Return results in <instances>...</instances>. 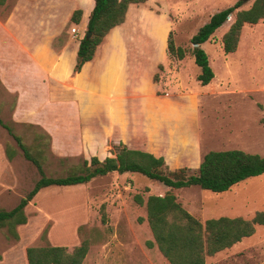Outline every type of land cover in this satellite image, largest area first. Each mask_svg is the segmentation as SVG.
Instances as JSON below:
<instances>
[{"label": "rangeland", "instance_id": "1", "mask_svg": "<svg viewBox=\"0 0 264 264\" xmlns=\"http://www.w3.org/2000/svg\"><path fill=\"white\" fill-rule=\"evenodd\" d=\"M235 1L147 0L138 7V16L133 20H146L144 12H150L158 20H170L174 44L185 49L186 55L180 60L166 53V61L158 64L153 81L158 94L178 91L180 85L183 88L179 91L188 88L199 92V115L193 131L198 136L195 140L200 153L241 149L264 156V19L242 27L234 52L225 53L221 42L236 11L248 8L254 0H243L201 44L214 73L208 84L197 82L200 69L190 52V39L197 29L214 12ZM16 2L7 0L5 6H0V24ZM27 2L30 6L38 4L37 0ZM72 28L76 33H72ZM84 33L85 30L71 25L58 41L69 34L79 40ZM8 46L5 29L0 25V119L25 144L43 148L42 166L46 175H65L92 156L99 159L113 156L119 144L113 136L131 134L139 124L127 119V112L113 105L61 104L38 97L24 103V87L28 84L24 82L22 58H17L19 68H14L17 59L9 57ZM41 132L48 135L43 145L37 139ZM6 146L16 149L12 159L5 155ZM185 146L179 141L160 147L170 170L188 167L196 171L197 167L189 160L191 156L183 154ZM38 178L36 167L23 157L12 136L0 124V208L8 210L15 206ZM167 190L139 173L116 171L82 184L44 187L25 206L27 220L16 227V239L0 228V264H27L25 251L29 246L59 245L71 250L81 239L89 241L82 264H169L154 244L147 245L153 238L145 219V207L133 199L135 194L145 200L149 194L161 195ZM172 192L200 222L219 216L249 219L255 211L264 210V173L220 193L197 185ZM205 264H264V226H256L251 236L207 256Z\"/></svg>", "mask_w": 264, "mask_h": 264}, {"label": "trees", "instance_id": "2", "mask_svg": "<svg viewBox=\"0 0 264 264\" xmlns=\"http://www.w3.org/2000/svg\"><path fill=\"white\" fill-rule=\"evenodd\" d=\"M6 1L0 0V6H5ZM146 1L94 0L85 33L79 39L73 73L79 72L82 65L93 58L97 46L110 29L125 20L130 4ZM242 3L243 0H237L231 6L214 12L191 36L190 52L194 64L200 69L196 80L201 85L208 84L214 77L201 44L207 41ZM81 14V9L73 10L70 21L78 24ZM262 19H264V0H254L248 8L237 10L234 20L221 38L223 51L234 52L242 27L245 24H256ZM87 32L89 35H86ZM166 52L179 60L186 55L184 48L174 44L171 31L167 37ZM0 124L12 136L23 157L29 160L39 173V178L15 206L8 210L0 208V228H5L7 234L14 239L18 237L16 227L27 220L25 206L39 190L48 186L86 183L94 177L113 171L139 173L168 188L161 195L149 194L144 200L140 194H135L133 199L137 204L145 207V219L153 238L152 241H147V245L154 244L169 264H205L207 256L214 255L231 247L242 238L251 236L256 226H264V210L255 211L249 219L242 216H219L200 222L182 206L172 192L173 189L193 185L215 193L228 191L238 182L264 173V156L260 154L241 149L209 150L202 156L196 171H191L188 167L170 170L162 156L131 149L120 142L113 156H106L103 159L92 156L65 175L52 177L46 175L43 170V148L37 144L31 148L1 119ZM37 139L38 144L43 145L48 140V135L41 132L37 134ZM4 152L8 159H12L16 149L6 146ZM88 249L89 241L81 239L71 250L59 245L29 246L25 255L27 264H82Z\"/></svg>", "mask_w": 264, "mask_h": 264}, {"label": "crops", "instance_id": "3", "mask_svg": "<svg viewBox=\"0 0 264 264\" xmlns=\"http://www.w3.org/2000/svg\"><path fill=\"white\" fill-rule=\"evenodd\" d=\"M27 1L17 0L0 24L9 42V57L22 58L28 84L24 103L38 97L61 104L116 106L127 112V119L139 122L131 134L113 136L117 143L162 156V145L180 141L186 144L183 154L199 166L207 152L200 153L193 131L199 115V92L179 91L180 85L178 91L158 94L153 81L158 64L166 61L170 20H158L150 12L143 13L146 20H133L143 3L130 4L125 20L110 29L93 58L73 73L79 40L74 34L60 42L58 38L71 25L86 29L94 0H37L35 6ZM75 9L82 11L78 24L70 21ZM17 63L14 68L18 69V59Z\"/></svg>", "mask_w": 264, "mask_h": 264}, {"label": "built area", "instance_id": "4", "mask_svg": "<svg viewBox=\"0 0 264 264\" xmlns=\"http://www.w3.org/2000/svg\"><path fill=\"white\" fill-rule=\"evenodd\" d=\"M71 31H72V33H76V29L75 28H72Z\"/></svg>", "mask_w": 264, "mask_h": 264}, {"label": "water", "instance_id": "5", "mask_svg": "<svg viewBox=\"0 0 264 264\" xmlns=\"http://www.w3.org/2000/svg\"><path fill=\"white\" fill-rule=\"evenodd\" d=\"M227 18H228V17H227ZM86 35H89V33L87 32ZM194 45H196V44H194Z\"/></svg>", "mask_w": 264, "mask_h": 264}]
</instances>
